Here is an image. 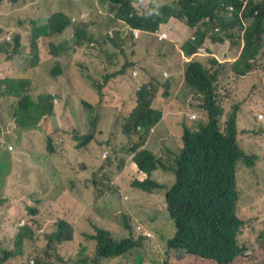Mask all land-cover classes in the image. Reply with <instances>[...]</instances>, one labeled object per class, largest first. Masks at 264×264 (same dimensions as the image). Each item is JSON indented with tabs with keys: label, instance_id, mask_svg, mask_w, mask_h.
Returning a JSON list of instances; mask_svg holds the SVG:
<instances>
[{
	"label": "trees",
	"instance_id": "16d2710c",
	"mask_svg": "<svg viewBox=\"0 0 264 264\" xmlns=\"http://www.w3.org/2000/svg\"><path fill=\"white\" fill-rule=\"evenodd\" d=\"M142 1L146 5V10H143V5H139L141 2L139 0L136 8L132 6L125 10V16L121 20L132 28L146 32V35L147 32L154 33L170 19L185 22L190 31L193 32L194 28L196 29V40L188 41L182 47L185 56L197 53L198 48L207 38L210 26H217L221 35L209 37L212 43H223L228 40L234 43L237 37L243 45L240 55L232 63H222L208 56L195 58L184 64V88L196 96L200 104L199 109L204 115L196 129L182 126V135L177 146L178 152L167 153L174 157L171 166L165 164L167 154L158 155L141 149L147 140L149 129L158 125L163 118V110L154 104L160 84L153 78L148 81L143 80L145 82L135 95L136 106L121 127V133L124 136L128 139L135 136L136 140L129 150L130 159L123 163L124 170L129 161L128 173L132 176L127 179L129 181L127 190H124L127 192L117 195V201L125 208L139 209L143 215L148 211L155 213L153 218L157 217V202L161 201V209L168 212L175 228L173 236L166 241V249L161 259L163 264H240L239 260L242 256L244 257L246 248L238 242L244 222L237 214L239 193L236 187V176L240 163L251 168L257 156L247 153L241 146L237 127L239 105H235L226 114L224 128H221V118L225 116V110L222 106L219 83L242 78L264 68L263 63H259L258 57L264 47V0H176L172 2L173 4L165 3V0ZM19 3L20 0H0V35L4 36V39H0V43L8 45L5 48L0 46V53H5L10 60L18 55L22 46L25 47L23 35L19 32L20 17H27L25 22L28 24L24 30L30 37L31 53L35 52V56L38 52L40 53L39 64L38 58L35 57L30 61V67L34 68L38 64L35 68L37 69L42 66L45 52L49 58L56 60L57 64L51 74L59 77L58 91L61 92L65 86H70L82 110L83 107L91 111L99 107L103 113V106L108 99V93L103 87L106 82L113 83V80L108 75H104L102 77L104 81L95 88V91L63 56L66 46L53 40L54 35L61 34L68 26V17L54 9L45 27L41 28L29 17L31 8H26L21 13L19 9L14 11ZM229 6H233L235 10H230ZM239 12L242 16L241 20ZM202 19L208 22L205 23ZM116 25H111L114 31L117 30ZM201 28L206 31L201 32ZM117 32L120 31L117 30ZM116 36L134 47L135 41L132 36L122 37L118 33ZM82 38V31L76 29L75 43L79 44L78 40ZM1 72L0 95L4 97L6 94H12L18 101L11 113L1 109L0 99V149L4 151L6 146L10 145L11 160L15 153L13 148L16 147L18 150L17 146L23 145L19 150L21 152L16 155L14 164L18 168V164L22 163L23 169L28 170V178L31 180L30 163L27 159L30 154L26 149H33L31 144H34L32 137L35 133L32 131L38 129V124L43 118L53 114L55 109L53 98L51 95L44 94L33 98L28 94L30 84L28 80L4 78V73L2 70ZM120 72L114 75L118 76ZM163 95H172V99L181 101V95L176 92V88L175 91L164 90ZM73 105L72 99H65L62 96V103L58 108L63 114L69 116L72 114ZM101 120L96 138L103 136ZM137 127L141 128V134L136 133ZM8 129L11 130V134L6 132ZM94 133L95 129H92L86 135L75 137L76 142H73L71 148L76 151L79 141L78 147H85L94 139ZM61 137L62 133L56 131L51 139L52 143L47 148L49 153L60 154L61 149L56 146V143ZM46 140L50 141V139ZM39 141L40 138L37 139L36 144ZM64 142L67 144L66 138ZM66 146L64 148H67ZM20 154L23 156L19 161L17 158ZM76 160L81 161L79 158ZM84 167L81 161L78 171H82ZM157 171L170 172L174 182L172 183L171 180L168 184L160 183L154 178ZM68 180L76 185L75 175H71ZM86 186L91 190L80 189L73 194L76 204L86 205L91 200L94 202L99 200L100 196L97 197L94 194L97 188L92 184ZM152 194H160L162 198L150 204L153 200ZM123 196L125 200H122ZM113 197V192L109 191L104 200L106 209L104 219L109 225L96 224L92 227L94 235L89 238L95 242V247L89 264H105L117 259H120V263L132 252L144 248L143 238L147 239L144 233L149 230L142 224H137L135 227L137 238L133 233L120 240L114 237L110 228L117 219V213L111 208ZM37 201L40 202L39 199ZM51 206H54V203ZM52 208L53 212L50 213L52 215L69 211L65 205H59L58 209ZM74 228L69 219L60 218L55 223L54 231L46 234L45 238L49 245L70 242L75 237ZM122 229L130 232V227L125 220ZM22 238V235L16 238L14 251H0V264H8L4 262L18 256L22 247ZM151 239H154V236L147 240ZM252 257L255 259L264 257L263 246ZM23 264L47 263L38 261L33 263L31 260ZM135 264H143V260H135Z\"/></svg>",
	"mask_w": 264,
	"mask_h": 264
},
{
	"label": "rangeland",
	"instance_id": "374dc122",
	"mask_svg": "<svg viewBox=\"0 0 264 264\" xmlns=\"http://www.w3.org/2000/svg\"><path fill=\"white\" fill-rule=\"evenodd\" d=\"M169 3L173 4L171 0ZM110 28L112 27L110 26ZM11 37L13 38L12 35ZM0 39H4V36L0 35ZM23 39L25 47H21L17 56L8 60L5 53H0V72L3 71L4 78L28 80L30 83L28 94L33 98H37L41 94H54V98L59 99V104H53L55 106L53 114L43 118L38 124L37 128L41 131L40 141L37 144L38 149H26L30 154L27 159L30 163L31 180L28 178V170L23 169L22 163L18 164L19 169L14 164L16 155L21 152L19 150L23 145L17 146L18 150L16 147L13 148L15 153L12 156L14 157L8 162L4 161V156L0 159V226L5 221L9 231V235L3 237L0 242V251L1 249L14 251L16 238L19 235L23 236L18 256L10 258L4 263L23 264L32 260L33 263L38 261L47 264H89L95 247V242L89 238L94 235L92 227L95 225L90 217L77 213L71 204H64L69 211L57 212V215L50 214L53 212L52 207L59 208L61 192L77 191V185H73L68 179L71 175H76L79 172L78 168L82 161V165H85L82 170L85 178L82 182L85 185L92 184L97 188V192L94 194L100 198L95 201L94 207L100 210L103 215H106L105 197L109 191L113 192L114 201L111 202V208L117 213V219L110 228L114 237L120 240L133 233L137 238L135 233L137 224L145 226L151 237L154 236V239L151 240L143 238L144 248L132 252L124 261L119 263L120 259H117L105 264H135V260H143V264H163L161 259L164 249H166V241L173 236L175 228L168 212L161 209V201L157 202L158 213L157 217L153 218L155 213L148 211L143 215L139 209L125 208L116 198L122 192H127L124 191L127 190L129 182L127 179L132 175L128 173V169L126 174L123 173V163L125 164V160L131 157L129 150L135 141V138L128 139L124 136L121 133V127L126 121L128 113L135 106L137 81L131 77V70L137 69L141 72L139 78L141 82L151 78L158 79L161 87L154 104L169 112L165 115L164 124L158 131L159 140L154 143L159 151L162 148L168 152L177 153L182 126L186 125L194 130L204 115L199 109L200 104L196 96L190 94L182 85L183 69L181 66H178L177 69L169 68L166 57H152L149 51L155 49V45L150 39L145 38L137 40L134 47H129L135 56L138 55V51H145L147 65L133 62L136 57L130 55V51L121 48H110L107 54H101L103 62L96 53L98 49L95 46L89 47V53L92 54L90 61L82 58L70 61L64 56L94 90L104 81L102 78L104 75H108L113 80V83L106 82L103 87L108 93L103 113L99 107L92 111L83 107L82 110L70 86H65L61 92L58 91L59 77H54L51 74L57 64L56 60L49 58L44 52L42 66L35 69L40 61V53L37 51V56H35V52L31 53L28 34H23ZM142 42L148 44L150 48L146 49ZM242 45L243 42L237 37L234 43L231 40L218 44L207 42L203 46V51L196 58L208 57L215 53L217 55L215 59L219 62L232 63L240 55ZM0 46L5 48L8 45L0 43ZM35 57L38 58V64L31 68L30 61ZM172 57L177 60V57ZM258 57L259 63L264 65V47ZM123 69L120 76L114 75ZM164 72L171 75L170 79H177L175 87L176 92L181 95V101H174L173 104L168 105L169 97L172 95H163L165 87L162 85L166 83L165 78H167L163 77ZM219 90L225 110V116L221 118V128H224L226 114L235 105H239L237 127L241 146L247 153L257 156V160L251 168L240 163L236 176L239 193L237 214L244 222L238 242L246 248L244 257L242 256L239 261L240 264H264V257L256 259L252 257L254 253L261 250V246L264 248V68L242 78L222 81L219 83ZM62 96L74 101L72 114L69 116L63 114L58 108L62 103ZM0 99L1 109L12 113L18 101L17 98L12 94H6L4 97L0 95ZM191 115L196 116L195 120H190ZM100 120L103 136L96 138ZM48 126L50 132L47 133ZM92 129H95L94 139L85 147H78L80 141L77 142L76 151H74L71 145L76 142L74 141L75 137L86 135ZM56 131L62 133L61 139L56 143L61 151L60 154L54 153L52 156L54 164L50 165L48 159L51 153L47 151V148L52 143L51 139ZM6 132L11 134L10 129ZM64 138H66L67 144H65ZM46 139H50V141L47 142ZM8 146L10 145L6 146L4 152L11 157V152L7 150ZM65 146L67 148H64ZM104 153H106L105 157H103ZM22 156L23 154H20L17 160H22ZM59 158L63 159L61 165L56 164ZM76 158L81 161L78 162ZM173 161L174 157L171 154L165 156L167 166H171ZM154 178L166 184L171 180L172 183L174 182L170 172L157 171ZM122 200H125L124 196ZM52 203L54 206H51ZM90 206L92 207V204ZM63 217L72 221V225L75 227V237L70 242L49 245L45 235L53 232L55 223ZM124 220L130 227V232L122 229Z\"/></svg>",
	"mask_w": 264,
	"mask_h": 264
},
{
	"label": "crops",
	"instance_id": "0c3cea01",
	"mask_svg": "<svg viewBox=\"0 0 264 264\" xmlns=\"http://www.w3.org/2000/svg\"><path fill=\"white\" fill-rule=\"evenodd\" d=\"M170 0H165V3H169ZM174 0H171L173 2ZM119 5L114 4L111 2V0H20V3L15 7L14 11L19 9V13L23 12L26 8H31V15L29 17L32 18V21L36 22L39 27H45L47 23V19L49 15L52 13L54 9L61 12L65 16L68 17V20L70 21V26L59 35H54L53 40L56 41L58 44H65L66 45V51L63 53V56H66L70 61H74L76 58H82L83 60L90 61L92 54L89 53V47L95 46L97 47V54L103 62V58L101 55V52L106 51L107 48L100 46V41L103 37H105L104 30L110 29V26L112 24H117V21H114L116 19V13ZM76 19L75 23H71V19ZM21 19V29L20 34H27V32L24 30V27L28 24L25 22L27 17L23 16L20 17ZM76 27H83L84 31L86 33L87 39L90 41V43H86L82 46H77L74 43V40L72 38L74 29ZM163 33H166L168 36L167 40L159 41L157 38H155L152 35H144L141 37L142 39H150L153 44L155 45V49H152L149 51V54L152 55V57L160 58V57H166V63L169 66V68L177 69L178 66H181V68H184V57L181 52V48L183 44L186 42L192 31L189 30V28L181 21L177 19H170L166 24L161 25L159 28ZM118 35H121L122 37H130V35H126L124 32H117ZM135 42H138L134 39ZM117 43L119 47L126 51H130V55H134L132 51L130 50L131 46L127 42L123 41L118 36ZM142 44H145V48L148 49L150 46L146 44L145 42H142ZM212 55H217L213 53ZM135 56V55H134ZM172 56L177 57V60H174ZM136 59L133 62H140L141 65H147L148 63L145 62V51H138V55L135 56ZM148 81V80H147ZM158 81V79H157ZM177 79H169L163 87H165V90L172 89L175 91ZM159 83V81H158ZM182 85L184 86V80L182 79ZM170 104L174 103V99H172V96L169 97ZM163 110V118L160 121L158 125L155 126V132L150 136L148 141L146 142L144 149L152 152L153 154H167L168 151L166 149H162L159 151L154 141L159 140L158 139V131L164 124V118L165 115L169 112H166V110ZM171 123V122H170ZM172 124V123H171ZM34 136L32 137V141L34 144H31V147L34 150H37V144L36 141L38 138H40L41 131L38 129L32 131ZM50 132V127H47V133ZM55 134V132L53 133ZM54 153L49 157L48 163L50 165L54 164L53 156ZM4 156V161L8 162L10 160V157L6 152L3 151V149H0V159ZM130 159V158H129ZM63 163V159L59 158L58 161H56V164L61 165ZM129 170V161H127V166L123 170V173L126 174V170ZM85 176L83 171H79L75 175V182L77 185V191H63L60 194V199L58 204L64 205V204H71L74 206V209L77 213L81 214L82 216H89L93 224H102V225H109L105 221V216L101 213L100 210L95 209V202L94 200H91L86 205H79L74 202L73 194L80 191H89L91 189L88 188L82 181L84 180ZM81 181V182H80ZM163 183V182H160ZM162 198L160 194H152V201H150V204L156 203ZM93 199V198H92ZM92 204V207L90 206ZM90 209H92L90 211ZM72 224V221L69 220ZM8 229L6 226L5 221L0 226V242L3 237L8 236Z\"/></svg>",
	"mask_w": 264,
	"mask_h": 264
},
{
	"label": "clouds",
	"instance_id": "9594fccd",
	"mask_svg": "<svg viewBox=\"0 0 264 264\" xmlns=\"http://www.w3.org/2000/svg\"><path fill=\"white\" fill-rule=\"evenodd\" d=\"M137 1H139V0H111V2L112 3H114V4H117V5H119V7H118V9H117V13H116V19H114V20H117V30H119L120 32H124L126 35H130V36H132L135 40H140L141 39V37L142 36H144V35H146V32H143V31H140L139 29H137V28H132V27H130L129 25H127L124 21H122L121 19L125 16V10H127V9H130L132 6L134 7V8H136L137 6H138V4H137ZM175 1V0H174ZM173 1V2H174ZM139 5H143V10H146V5L144 4V2L141 0V2H140V4ZM229 7H232L233 9H234V7L233 6H229ZM235 10V9H234ZM239 19L241 20L242 19V16H240V12H239ZM130 16H131V14H130ZM180 21V20H179ZM202 21H205V19H202ZM76 22V19H74V18H72L71 19V23H75ZM181 22H183V21H181ZM208 22V20H206L205 21V23H207ZM184 24H185V22H183ZM186 25V24H185ZM70 26V21L68 22V26L65 28V30L68 28ZM187 26V25H186ZM76 29H79V30H81L82 31V39L81 40H78L79 41V44H76L75 43V30ZM216 29H218V27L217 26H215V27H209V29H208V31H207V38L205 39V42H204V44L202 45V46H200L199 48H198V50H197V53H195V54H193V55H191V56H185L184 55V53L182 52V48H181V52H182V54H183V57H184V61H185V63H188V62H190V61H192V60H194L198 55H200L199 53H201V51H203V46L207 43V42H211L210 40H209V37H211V36H221L219 33H216V32H219V29H218V31H216ZM64 30V31H65ZM117 30L116 31H114L113 30V28H110V29H108V30H106L105 32V37H103L102 39H101V41H100V46L103 48V47H105V48H107V50L106 51H103V52H101V54L103 55V54H107V52H109V50H110V48H113V49H118V48H121V47H119V45H118V43H117V40H118V37L116 36V33H117ZM132 30H135L136 31V33H133L132 32ZM63 31V32H64ZM195 31H196V29L194 28V30H193V32L190 34V36L188 37V39L186 40V42H188V41H195L196 40V37H195ZM200 31L201 32H205L206 30L204 29V28H201L200 29ZM62 32V33H63ZM61 33V34H62ZM147 35H152V36H154L155 38H157L159 41H163V40H167L168 39V36H167V34L166 33H163L160 29H158V30H156L154 33H149V32H147ZM72 38H73V40H74V43H75V45H77V46H82V45H84V44H86V43H90V41L87 39V37H86V33H85V31H84V28L83 27H76L75 29H74V33H73V36H72ZM185 42V43H186ZM184 43V44H185ZM212 43V42H211ZM183 44V45H184ZM212 44H214V43H212ZM218 44V43H217ZM62 45H64V46H66L65 44H62ZM183 47V46H182ZM122 49V48H121ZM109 54V53H108ZM211 56L212 57H214V58H217L215 55H212L211 54ZM109 58H111L110 56H109ZM235 61V60H234ZM124 71V70H123ZM123 71H121L120 72V74L118 75V76H120L122 73H123ZM139 73H140V71L139 70H137V69H133V70H131V77L134 79V80H136L137 81V84H136V86H135V89H136V93L137 92H139L140 91V87L142 86V83L143 82H141L140 81V75H139ZM163 77L165 78V77H167V78H165L166 79V82L171 78V75L168 73V72H164L163 73ZM184 79V78H183ZM52 96V98H53V104L54 105H57V104H59V99H57V98H54L55 97V95L53 94V95H51ZM55 100H57V103H55L54 101ZM136 106V105H135ZM135 106H134V108H135ZM133 108V109H134ZM132 109V110H133ZM131 110V111H132ZM131 111L128 113V115H127V118H128V116H129V114L131 113ZM126 118V119H127ZM190 120H195V119H192L191 118V116H190ZM125 123V122H124ZM155 132V126H153V127H151L150 129H149V131H148V133H147V140H146V142L148 141V139L150 138V136L153 134ZM136 133L137 134H141L142 133V130H141V128L140 127H137V129H136ZM131 138H135V136H132ZM135 140H136V138H135ZM135 142V141H134ZM146 142H145V144H146ZM134 144V143H133ZM145 144H144V146H145ZM133 146V145H132ZM144 146L141 148V149H144ZM9 147L10 146H8L7 147V150L9 151V152H11L10 150H9ZM146 150V149H145ZM52 155V154H51ZM106 156V153H104L103 154V157H105ZM236 187H237V183H236ZM238 191V190H237ZM147 233H149V232H147ZM145 236V235H144ZM147 238H150V237H147ZM1 250H4V249H1Z\"/></svg>",
	"mask_w": 264,
	"mask_h": 264
},
{
	"label": "built area",
	"instance_id": "2783aa9c",
	"mask_svg": "<svg viewBox=\"0 0 264 264\" xmlns=\"http://www.w3.org/2000/svg\"><path fill=\"white\" fill-rule=\"evenodd\" d=\"M229 9L232 10L233 8H232V7H229ZM216 31H218V29H216ZM132 32H133V33H136L135 30H132ZM0 73H1V72H0ZM1 74H2V73H1ZM54 102L57 103V100H55ZM191 118H192V119H195L196 116H195V115H191ZM9 150L12 151V147H11V146L9 147ZM144 235L147 236V237H151V234H150V233H147V232L144 233Z\"/></svg>",
	"mask_w": 264,
	"mask_h": 264
}]
</instances>
